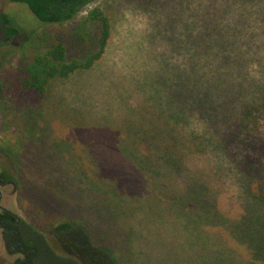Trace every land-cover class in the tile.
<instances>
[{
  "label": "rangeland",
  "instance_id": "obj_1",
  "mask_svg": "<svg viewBox=\"0 0 264 264\" xmlns=\"http://www.w3.org/2000/svg\"><path fill=\"white\" fill-rule=\"evenodd\" d=\"M95 8L114 28L98 68L0 109V147L16 162L36 225L64 255L56 226L76 221L118 255L131 239L136 264H264L249 233L262 212L223 149L264 163V143L247 149L234 139L238 113L264 101V0H97L80 17ZM26 11L29 32L77 52L70 25L46 26ZM174 146L169 159L200 180L150 170Z\"/></svg>",
  "mask_w": 264,
  "mask_h": 264
},
{
  "label": "trees",
  "instance_id": "obj_2",
  "mask_svg": "<svg viewBox=\"0 0 264 264\" xmlns=\"http://www.w3.org/2000/svg\"><path fill=\"white\" fill-rule=\"evenodd\" d=\"M10 2L23 4L28 8L33 17L46 26H66L70 25L69 35L72 44L78 47L74 55H70L67 47L62 43H51L48 34L33 35V40L38 46L33 59L26 65L27 75L21 79V84L25 92L34 89L41 94H45L51 84L56 81H66L79 74L92 72L104 61L113 37V24L111 18L100 8H95L88 12L84 17L81 13L97 0H8ZM2 93L0 91V103ZM207 100V95L203 96V102L211 104ZM196 102H200L196 101ZM206 105V104H205ZM235 124L239 125V133L234 137L240 146L246 147L249 143H264V101L252 103L245 111L238 113L234 119ZM259 132H262L261 134ZM159 143L154 141V146L158 150ZM160 145H164L163 142ZM168 149V147H165ZM228 157L237 166L244 176V184L249 195L257 201L262 212L261 217H257L251 223V236L256 242L257 253L264 254V163L258 164L254 159H247L244 151L228 152V146H223ZM236 149V147H235ZM250 149V146H247ZM176 151L172 147L167 153L158 155L155 164L150 168L151 171L161 170L160 175L165 176L171 181L200 180V177L191 169L186 172L178 168L177 161L168 157L169 153ZM141 151H127V154H135ZM148 152V151H147ZM177 152V151H176ZM149 167V161H147ZM193 170V169H192ZM186 173V175L184 174ZM203 180H208L201 174ZM210 179V178H209ZM249 185V186H248ZM251 185H256L259 189L252 191ZM255 224L262 229L257 231ZM86 226V227H85ZM76 221H64L56 226V232L60 234L72 233V258L59 257L57 260L61 264H136L134 248L129 239V248L118 255L113 251L102 248L94 243L89 233L87 225ZM88 230V231H87ZM258 238L255 239L254 235ZM247 238H250L246 235ZM261 237V239H260ZM48 244V242L46 241ZM247 247V246H246ZM249 252V251H248ZM251 255V254H250ZM251 263L259 264L262 261L250 256ZM263 264V262H262Z\"/></svg>",
  "mask_w": 264,
  "mask_h": 264
},
{
  "label": "flooded vegetation",
  "instance_id": "obj_3",
  "mask_svg": "<svg viewBox=\"0 0 264 264\" xmlns=\"http://www.w3.org/2000/svg\"><path fill=\"white\" fill-rule=\"evenodd\" d=\"M32 21L23 4L0 0V109H8L11 98L19 102L25 93L21 79L27 75V51L35 34L28 31ZM18 59L20 63L13 62ZM12 64L16 65L15 71L9 75ZM10 91H16L15 95ZM15 163L10 150L0 147V264H61L57 256L72 258V233L55 231L64 255L36 225L26 199L23 200Z\"/></svg>",
  "mask_w": 264,
  "mask_h": 264
}]
</instances>
